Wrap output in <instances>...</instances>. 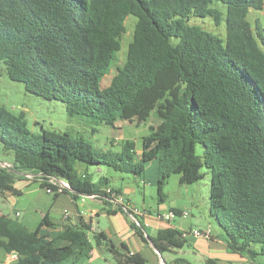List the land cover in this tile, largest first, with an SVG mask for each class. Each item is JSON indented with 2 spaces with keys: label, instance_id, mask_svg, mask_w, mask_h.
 Listing matches in <instances>:
<instances>
[{
  "label": "trees",
  "instance_id": "16d2710c",
  "mask_svg": "<svg viewBox=\"0 0 264 264\" xmlns=\"http://www.w3.org/2000/svg\"><path fill=\"white\" fill-rule=\"evenodd\" d=\"M263 5L264 0H0V71L11 80L64 102L72 115L110 125L144 120L161 102L160 120L140 150L124 139L105 151L67 132L35 134L23 113L0 105V149L13 154L10 167L0 165V190L18 193L13 175L27 173L52 192L66 182L61 190L74 199L111 198L108 188L122 196L121 190L106 175L93 180L79 172L78 162L134 175L151 166L163 200L171 173H179L180 183H193L205 167L209 217L228 249L252 260L264 257V25L255 20L252 27L248 19ZM128 15L136 22L125 61L102 87ZM192 16L223 23L224 36L190 24ZM130 224L147 241L140 221ZM149 237L159 253L184 243L183 232L172 227ZM95 245H104L116 264L147 263L139 252L117 249L103 231L91 232L84 221L58 225L44 215L30 229L16 216L0 215V250L16 254L7 264H82Z\"/></svg>",
  "mask_w": 264,
  "mask_h": 264
},
{
  "label": "rangeland",
  "instance_id": "374dc122",
  "mask_svg": "<svg viewBox=\"0 0 264 264\" xmlns=\"http://www.w3.org/2000/svg\"><path fill=\"white\" fill-rule=\"evenodd\" d=\"M248 19L252 27L255 26V20H258L259 26L262 28L264 25V5L260 10H252ZM135 22V16L128 15L126 17V29L121 36V47L114 54L108 72L101 80L102 87L110 83L111 78L116 73L117 67L121 66L125 61L127 47L132 39ZM189 22L190 24L201 25L204 29L221 37L225 34L224 24L215 25L210 16H192ZM160 104L161 102H158V105ZM0 105H3L15 114L23 113L27 127L35 134H40L42 129L53 130L58 133L67 132L71 137L83 138L103 151L115 150L118 144L124 139L133 140L136 149L140 150L142 138L148 135L150 128L160 120L157 114L158 105H156L150 116L144 120L137 118L130 120L120 119L112 125L85 115H72L66 110L64 102L55 99H45L30 92L22 82L11 80L5 70L0 71ZM196 151L201 154L203 152V146L197 144ZM12 162V152L0 149V165L7 167L4 166V163L11 165ZM76 167L79 172L87 171L91 174L93 180H97L101 175H106L110 186L119 187L124 198L123 204L128 208L136 207L139 210L146 208L151 211L159 210L160 212L168 210L170 206L183 208L187 212V216L183 217L177 214L172 223L175 225L180 223L186 230L195 226L204 227L207 221L211 219L209 217L208 204L210 173L205 167L202 168L204 176L193 183H180L179 173H171L163 187V200L159 199L151 166H148L146 171L141 175L118 172L106 166H98L103 172L99 174L96 172V165L93 166L84 162H78ZM13 176L16 178L22 176V174L14 173ZM30 177L32 179L35 178L32 174H29L28 178ZM127 186L133 187L135 192H129L125 188ZM36 189V193H28L23 189L21 191L22 194L16 195L15 207L17 210H20V216L17 217L18 220L22 222L23 217L27 216L32 221L28 224L29 228L34 229L36 223L41 219V212L49 211L51 220L55 224L60 225V215L57 213L58 210L53 206V193L46 192L47 190L41 188ZM9 193L5 190H0V209L3 211H9L12 208L10 201L6 198L10 196L11 200H13L15 196L9 195ZM97 208L100 209L99 206ZM83 209L88 213L84 207ZM117 217H121L123 219L122 221L125 222L124 216L120 213L116 216H108L107 214L93 216V223L97 228H111L109 232L114 242L118 237L125 238L126 236V228H123L122 223L117 224ZM211 220L209 221L211 222L212 228L216 230V223ZM139 221H142L141 218H139ZM149 231L153 232V229L149 228ZM100 246L101 248H98L95 245L92 258L86 259L82 264H114L115 260L112 253L105 249L104 245ZM146 254L149 256L148 252ZM7 256L9 255L4 254L0 250V264L6 261ZM259 257L260 259H264L263 256ZM146 264H153L151 257Z\"/></svg>",
  "mask_w": 264,
  "mask_h": 264
},
{
  "label": "crops",
  "instance_id": "0c3cea01",
  "mask_svg": "<svg viewBox=\"0 0 264 264\" xmlns=\"http://www.w3.org/2000/svg\"><path fill=\"white\" fill-rule=\"evenodd\" d=\"M83 172L84 171H82V173ZM96 172L99 174L103 173L100 168H97ZM20 174H22V176L14 178V182L12 183V186L17 189L18 193H14L10 190H5L7 192H10L9 195H14L15 197L13 200H11V197L8 195L9 197H7L6 199L10 201L12 208H10L9 211H3L0 209L3 214H8L10 216L16 217L20 216V210L16 209L15 201L16 195L22 194L21 191L23 189H25V191H27L28 193H36V188L45 189L40 186V182L38 179H32L31 177L28 178L29 174L27 173ZM125 188L129 192H135V189L133 187L127 186ZM46 192L49 191L47 190ZM52 193L54 197L53 206L56 208V210H58L57 213H59L60 215V225L66 222H73L75 224H79L81 221H84L86 223H90V226L94 228L95 231H103L104 234L116 246L117 249L121 250L124 253L139 252L143 255V257H145L147 262L151 257L153 264H209V259H211V261H214V264H264V259H260L259 256L257 257V259L252 260L246 254H240L228 249L226 242L222 238V231L220 230V228H218V226L216 225V230H213L211 222L209 221L211 219L207 221V224L204 227L195 226L186 230L180 223H178V225L172 223L174 221L175 216L172 219L163 218V215L167 213L166 211H169L172 208L183 210V208L170 206L168 210H163L162 212H160L159 210L151 211L144 208L140 210L141 213L135 215L136 221L139 222V218H141L142 220L138 225L140 226L142 224L141 226L144 235L155 236L160 229L167 227L175 228L180 232L186 231V235H184V243L181 247L170 248L168 251L160 253L159 255L154 249L151 242L148 241V239L147 241L142 240V238L132 228L130 224V221H132V219L124 209L128 208L125 206V204H123L122 206L117 205L114 203L113 200H111V198L106 197H80L74 199L65 190H58ZM97 206H99L101 210L103 209V211L98 209ZM83 207L88 211V213H86ZM119 207L123 208V211H120ZM65 212L69 214L67 219L63 217ZM17 213L18 215H16ZM49 213V211L41 212V218L46 215L51 220ZM118 213L124 216L125 222L122 221L123 219L121 217H117V224L122 223L121 225H123V228H126L127 232L125 231V238L118 237L114 242L109 232L111 228H97L93 223V216L100 214L116 216ZM31 222L32 221L27 218V216L23 217L22 223L26 227L29 228L28 224ZM37 224L38 222L36 223V225ZM207 227H209L210 229L209 237H198L191 233L192 229H205ZM149 228L153 229V232H150ZM122 245H125L126 249L123 248ZM97 247L101 248L100 245H97ZM94 250L95 249H93L92 252ZM146 252H148L149 256H147ZM7 258L4 264H7L9 262V256H7ZM114 264H116V262H114Z\"/></svg>",
  "mask_w": 264,
  "mask_h": 264
},
{
  "label": "built area",
  "instance_id": "2783aa9c",
  "mask_svg": "<svg viewBox=\"0 0 264 264\" xmlns=\"http://www.w3.org/2000/svg\"><path fill=\"white\" fill-rule=\"evenodd\" d=\"M4 166L10 167L11 165L8 163H4ZM53 183L56 184V182L54 181ZM58 189L57 190H61L64 187H68V184L64 181L58 182ZM49 192H52L50 189H47ZM107 192L110 193V197L111 200L114 201L115 204L122 206L123 202H124V198L121 195H118L116 193H114L110 188L107 189ZM82 197H95L94 195H82ZM124 207V206H123ZM125 211L130 215L132 220H135V215L141 213V211L136 208V207H130V208H124ZM3 214L0 211V215ZM181 215V216H186L187 212L185 210H181L180 213H176L174 210H169L167 213H165L163 215V218H168V219H172L175 215ZM18 215V213L16 214ZM69 214L67 212L64 213L63 217L66 219L68 218ZM95 231L94 228L91 227V232ZM186 231L183 232V236L186 235L185 233ZM191 233L198 236V237H209L210 236V229L209 227L205 228V229H192ZM93 252H91V257ZM90 257V258H91ZM16 259V254H11L9 255V261L15 260Z\"/></svg>",
  "mask_w": 264,
  "mask_h": 264
},
{
  "label": "water",
  "instance_id": "95a60500",
  "mask_svg": "<svg viewBox=\"0 0 264 264\" xmlns=\"http://www.w3.org/2000/svg\"><path fill=\"white\" fill-rule=\"evenodd\" d=\"M148 241L151 242V244L153 245L154 249L156 250V252L160 255L159 251L157 250V248L155 247V245L153 244V242L151 241V239L149 237H147Z\"/></svg>",
  "mask_w": 264,
  "mask_h": 264
}]
</instances>
